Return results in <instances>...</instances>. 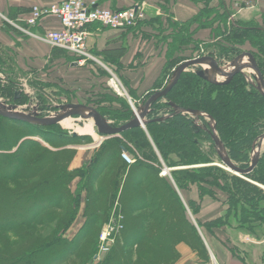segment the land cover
I'll use <instances>...</instances> for the list:
<instances>
[{"label":"rangeland","instance_id":"rangeland-1","mask_svg":"<svg viewBox=\"0 0 264 264\" xmlns=\"http://www.w3.org/2000/svg\"><path fill=\"white\" fill-rule=\"evenodd\" d=\"M58 1L62 0H0V57L4 59V63L0 65V100L4 101L7 105H15L17 111L36 113L39 116H53L61 112L62 105L77 103L98 110L108 121L118 126L134 118L137 112L143 108L146 100L155 91L166 87L176 74L179 65L187 59L197 56H212L216 58L218 66L228 71L232 68L230 63L233 59L242 53L248 52L253 55L264 75V52L259 45L255 44L259 38H253L250 35L251 31H253L252 34L264 31V14H261L258 19L251 18V12L239 15L234 10L239 11V6L235 8L234 4L231 5L229 3L227 8H224L222 5L221 11L214 8L212 10L206 9L207 20L203 19V21H197L191 26H187V21L181 22L175 20L171 11V0H115L116 3L113 0H99L101 6L113 8L128 7L137 3L142 4L143 17L138 19L135 25L129 29L124 31L117 30L119 35L116 39L120 40L118 41V43L120 42L118 46L105 45L101 47L96 38H90L91 33H93L91 29L94 27L93 30L96 33L99 31H110L111 28H107L99 23L91 24L93 26L88 27L86 39V48L90 56L85 58L84 62L80 64L72 52L52 46L41 39L46 32L53 29L51 27L55 26L56 21L53 16L44 17L36 27L28 26L25 21L33 6L48 7L50 4ZM85 1L90 2L92 0ZM198 1H194V3H198ZM205 8L211 7L207 6ZM218 13L221 14V23L217 22L213 25L214 21L212 18L218 19ZM24 30H28L29 32L27 33ZM30 33H34L36 36ZM31 37L36 38L35 44L33 40H29ZM108 38H112V36ZM28 41L30 44L25 45L29 47L23 49V43ZM248 62L249 58L247 56L239 60V63L244 66ZM247 68L250 70L251 66ZM191 75L193 76L192 78L190 77ZM237 75V82L244 84L246 88L253 86L255 90L262 94L258 88L259 82L252 73L244 72ZM194 77L196 79L195 82H198L197 80L199 79L206 84H222L226 80V77L215 70L208 61L191 65L181 74L178 82L181 78H189L192 81ZM187 87H189L187 84H181V88L186 89ZM176 88L174 93L183 90L179 86ZM16 92H19L17 98H15ZM123 104H126L127 109L131 111L132 118L125 122H116L110 116L113 115L114 111H123ZM172 104L177 105L167 94L157 97L152 102L145 119L162 117L172 113ZM155 106L160 108L153 111L155 109L153 107ZM197 111L199 113L184 112L182 114L189 116L196 126L205 131V134H198L195 140L203 152L210 156L212 165L218 168L209 170V172L199 173L198 177H193L198 179V184L202 182L203 185L201 186H204L210 193L214 191L219 193L216 199L206 196L205 202L202 201L204 197L202 200L198 197L199 192L196 187L190 190H179L176 188L173 178L169 173L170 170L176 167H189V170H196L204 164L168 166L153 144L152 149L155 152V156L151 158L145 157L137 149V145L130 139L128 134H122L121 132L116 135L104 136L98 133L91 117L83 118L74 115L69 118L73 121L75 127H83L86 123H92L93 133L78 132L75 127H66L61 123L54 124L52 125L53 127L32 124L37 126L39 130L37 128L11 125L22 134L19 142L29 138L44 148L60 151L63 155V161L68 159L71 154L70 152L76 153L80 150L86 152L88 158L90 154L99 149L102 142H107L113 137L117 138L114 142H117L121 146L120 150L117 149V158L119 160L122 151H126L134 159V163L139 162L142 165H152L160 167L161 172L166 171L165 174L161 173V175H166L167 180L172 184L171 186L178 196H180L185 212L205 244L207 251V256H205L197 248L196 244L179 243L185 245L187 247L186 250H188L187 254L182 258L181 252L178 251V255L175 256L170 244L167 245L166 242L164 243L166 246L163 244L162 248L157 247L155 244L146 245L145 243H141L140 248L146 247V249H151L150 251L152 252L149 256H142V258L137 256L134 250L135 246L132 248V253L129 247H124L120 249L129 256L128 260H124L121 258L120 249L118 248L124 244V237L126 234L130 235V233L135 232L138 235L141 232L138 224L130 227L129 231L126 229V225L124 227V218L126 219L124 216L131 212L129 209H125L124 214L116 211V217L121 215L119 220H121L123 227L113 233V241L110 243L109 250L107 252H100L99 247L101 243L99 241V234L113 215V208L119 203L117 196L108 218L105 219L103 216V206L97 203L99 201L103 202L105 199L104 196L97 193L100 185L99 182H101V186L111 183V173L117 171V168H114L116 163V160H114L112 168L111 166H105L106 168L102 170L100 179L96 184L94 183L93 192L89 195L92 196L96 192L95 201H93L94 205L90 211L91 213L97 212L94 217L98 222V229L95 231L90 230V232L89 230L81 229L85 220L80 213L84 204V194L82 193L79 214L65 234L67 240L75 243L78 249L69 256L68 254L61 256L60 260L62 261L57 260L53 264H112L113 261L118 262L117 264H177L181 258L182 264H264V198L256 202L258 204L254 203V206L240 200V205H243L242 207L248 212L246 216L240 217L234 210L226 213L227 193L216 189L218 186L215 185H228L233 188L231 194L234 197L238 196L240 199H243V197L247 198L248 191H251L250 186L253 184V186L259 188V192H254L253 190L251 193L256 199H260V194L264 193V182L253 179L249 175L250 172L248 175H239L226 167L222 161L221 154L228 157L229 155L219 135L214 118L204 110ZM139 127L146 135V125ZM53 134L59 135L53 136ZM212 134L216 136L217 142L212 138ZM60 135L63 137H61V141L57 140L56 144L55 142L52 143L55 141L54 138ZM5 137L12 139L15 137V132L5 134ZM45 138L48 139L45 140ZM49 139L52 142L48 141ZM257 146L258 137L249 150L247 166L256 155ZM263 153L264 145L261 155ZM84 162L78 166L83 165ZM231 162L239 166L232 159ZM69 168L71 169V164ZM220 170L223 171V174ZM77 181L78 177L70 182L71 191H74ZM246 181L251 185L244 184ZM22 184L26 185L27 183L22 182L19 186ZM127 192L126 195L129 198L125 200V203L130 207L139 208L140 205H145L144 196H141V199H138V201H132L133 195L131 196V189L128 188ZM187 200H192L199 204L197 210L201 214L202 219L207 220V223L216 222L221 219L222 226L214 228L213 233L206 230V224H204V227L199 226L197 217L198 219L201 217L199 214L195 215L193 213L196 210V203H192V208H189ZM133 204L134 206H132ZM67 207V203L63 201L59 209L52 208V210L56 217H60L66 214ZM139 209L131 214L133 216H145L147 214L145 209L142 212V208ZM226 214L228 215L225 216ZM248 214L257 215L252 219L253 217H248ZM101 221L103 222L100 223ZM142 225H147L151 229H159L160 227L155 220L152 221L149 218ZM50 227L51 229L47 230V227L38 229V227L31 226L22 229V232L31 233L35 238L42 239L54 228L51 225ZM87 232L90 234L83 236ZM93 233L94 235H92ZM157 233L159 236L162 235L160 231ZM5 236L1 234L0 237L5 238ZM175 239L177 238L173 240ZM158 241L163 242L164 239L159 237ZM18 244L19 241H16V245ZM227 246L234 248L236 256L232 255ZM61 247L59 246L47 253L45 261L42 263L47 264L48 258L58 254V250ZM94 250L96 253L93 256ZM64 256L68 259L63 260ZM109 256H113V259H110ZM152 257L153 259H151ZM34 263L37 264L36 261Z\"/></svg>","mask_w":264,"mask_h":264},{"label":"trees","instance_id":"trees-1","mask_svg":"<svg viewBox=\"0 0 264 264\" xmlns=\"http://www.w3.org/2000/svg\"><path fill=\"white\" fill-rule=\"evenodd\" d=\"M198 2H202L204 5L195 16L186 20L187 26H191L197 21H203V19L207 20L206 9L211 8H205L208 6L207 0H199ZM128 7L110 8L124 9ZM217 15L219 16L218 19L212 18V20L214 23H221V14L218 13ZM129 28L118 30L124 31ZM252 32H250V35L253 38H259L255 44L259 45L264 52V31L256 32V34L255 32L252 34ZM74 57L76 56L74 55ZM3 63L4 59L0 57V65ZM190 77L192 78L193 76L191 75ZM237 77L238 75L234 76L229 82L222 84H206L199 79L197 80L198 82H195V77L192 81L189 78H181L170 89L167 96L171 97L177 105L183 108L204 110L209 113L216 122L217 130L227 148L229 157L241 168H246L249 150L256 138L264 132V95L255 90L253 86L246 88L244 84L236 81ZM182 83L187 84L189 87L186 89L181 88ZM178 86L183 90L174 93ZM123 107V111H114L113 115L110 116L116 122H125L132 118V113L127 109V105L123 104ZM153 108H155L153 109L154 111L160 107L155 106ZM11 125L37 128L39 130L37 126L25 121L10 119L0 115V236L1 234L7 235L5 238L0 237V264H35V261L37 264H41L45 261L46 254L59 246L62 247L58 248V254L48 258L47 264H53L65 254L69 256L75 253L78 247H76L75 243L68 241L65 234L79 214L81 194H84V204L80 213L85 219L81 229L89 230V232L90 230L95 231L98 229V222L94 217L97 212L91 213L90 209L94 205L93 201H95L96 192L92 196L89 195L93 192L94 183L96 184L100 179L102 170L108 166L112 168L114 160H116V163L113 166L117 168V171L111 173L110 185L107 183L105 186H101V182H99L97 194L104 196L105 200L97 203L103 206V216L106 219L118 196L119 204L113 208V216L116 217V211L124 214V210L129 209L131 212L124 216L126 217V219L124 218V227L126 225V229L129 231L130 227L138 224L139 230H141L138 235L135 232L130 233V235L125 233L126 236L124 237L123 235L124 244L118 248L129 247L132 253V248L135 246L136 255L142 258V256H149L152 251L149 248L146 249V247L140 248L141 243L146 245L155 244L157 247L162 248L166 242L167 245L170 244L174 255L177 256V246L179 243L184 242L186 244H196L197 248L207 256L205 244L185 212L180 196L175 192L166 175H161L160 167L142 165L139 162L127 164L121 155L119 160L117 158V149L120 150L121 146L114 142L117 138L113 137L107 142H102L99 149L90 154L83 165L70 169V164L76 155L75 152H70L68 159L63 161V155L60 151L44 148L29 138L19 142L22 134ZM48 127L53 126L48 125ZM146 131L147 134L145 135L143 130L137 126L123 131L122 134H128L130 139L137 145V149L145 157L151 158L155 156V152L152 149L154 145L168 166L204 164L196 170H189V167H176L170 170L169 173L173 178L174 186L179 190H190L196 187L200 200L206 196L217 198L219 193L216 191L210 193L204 186H201L203 185L202 182L198 184V179L193 178L198 177L199 173L218 169L212 165L210 156L203 152L195 140L198 134H205V131L196 126L189 116L182 113L171 114L162 121L148 122ZM14 132L15 137L12 139L5 137V134ZM54 135L58 136L59 134ZM61 137L60 135L54 138L55 141L53 142L50 139L48 141L56 144L57 140L61 141L60 139L63 138ZM47 139L45 138V140ZM126 168L127 171L125 172ZM221 173L223 174V171ZM250 173L249 175L256 181L264 182V153L259 157L258 162ZM77 177L76 187L74 191H71L70 182ZM22 182L27 184L19 186ZM244 184L250 183L246 181ZM215 185L218 186V188L215 187L216 189L227 193L226 213L234 210L240 217L246 216L248 213L242 207L243 205H240V200L254 206V203L258 204L256 202L264 198V193L260 194V199H256L253 196L251 193L253 190L254 192H259V188L253 186V184L250 186L251 191H248L247 198L243 197V199L238 196L234 197L231 194L233 188L228 185ZM128 188L132 191V201L140 200L141 196L145 197V205H140L139 207L142 208L141 212L143 209L146 210L147 214L145 216H133L131 214L139 208L130 207L125 203V200L129 198L126 195ZM63 201L68 205V209L65 211L66 214L56 217L52 208L59 209ZM186 202L189 208H192V203H196V210L193 213L198 215L197 207L199 204L192 200H187ZM256 215L251 214L248 217H253L252 219H254ZM148 218L152 221L155 220L160 226L159 229H151L147 225L143 226L142 223H145ZM197 222L202 227L206 224V230L210 233H213L214 228L222 226L221 219L207 223V220H200L197 217ZM50 225L54 226V228L42 239L35 238L31 233L22 232V229L31 226L38 227V229L47 227V230H49L51 229ZM158 231L162 235L159 236ZM89 232L83 234V236H88ZM159 237L164 239V241H158ZM174 238L177 239L173 240ZM9 240L11 241L9 242ZM16 241H19L18 245H16ZM227 248L233 256H236L234 248H229L228 246ZM121 249L119 251L121 258L128 260V254ZM95 253L96 251L94 250L92 255L94 256ZM112 257L109 256L110 259H113ZM66 259L68 258L64 256L63 260ZM117 263L112 262V264Z\"/></svg>","mask_w":264,"mask_h":264},{"label":"built area","instance_id":"built-area-1","mask_svg":"<svg viewBox=\"0 0 264 264\" xmlns=\"http://www.w3.org/2000/svg\"><path fill=\"white\" fill-rule=\"evenodd\" d=\"M259 0H234L235 6L251 7ZM53 16L59 27L49 30L42 40H45L52 46L60 47L72 52L77 62L82 64L84 59L89 57L86 48V39L88 36V27L91 24L99 23L111 29H125L135 25L138 19L143 17L142 4H134L124 9H112L99 5L95 1L86 2L85 0H62L50 4L48 7L33 6L26 16L25 21L28 26H35L46 16ZM29 32L28 30H24ZM36 36L34 33H30ZM122 159L131 164L134 159L126 152L122 151ZM165 174V172H161ZM120 216L113 215L105 224L99 234V251L107 252L110 243L113 241L112 235L115 231L121 229Z\"/></svg>","mask_w":264,"mask_h":264},{"label":"water","instance_id":"water-1","mask_svg":"<svg viewBox=\"0 0 264 264\" xmlns=\"http://www.w3.org/2000/svg\"><path fill=\"white\" fill-rule=\"evenodd\" d=\"M247 56L249 58V62L244 66L243 64L239 63V60ZM209 62L211 66L217 70L221 75L226 77V80L223 81V83L229 82L234 76H236L239 73L249 72L252 73V75L256 78V80L259 82L258 88L260 89L261 93L264 95V75L256 62L255 58L251 53H242L239 56H237L235 59L231 61V70H224L220 66L217 65L216 58L212 56H197L195 58H190L185 61H183L170 83L160 89L155 91L144 103L143 108L140 109L139 112H137L136 116L129 120L128 122L121 124V125H113L110 121H108L98 110L86 106L83 104H75V103H68L61 106V112L57 113L53 116H39L36 113H26V112H20L16 110L15 105H7L4 101L0 100V115L6 118L15 119V120H21L25 121L27 123L41 125V126H48V125H54L60 123L61 120L68 118L70 116L78 115L83 118H89L91 117L93 119V123L97 128L98 133L104 136H111L119 134L129 128L137 127V126H144L148 122L151 121H161L167 118L169 115L174 113H184V112H198L197 110H192L188 108H182L175 104L173 105V112L170 114H166L162 117L157 118H149L145 119V116L147 115L149 108L152 104V102L159 96L167 94L170 89L178 82L181 74L186 71L191 65L201 63V62ZM251 66V69L249 70L247 67ZM217 83V82H216ZM19 95V92H16L15 98H17ZM199 113V112H198ZM212 138L217 142V138L214 134H212ZM219 142V141H218ZM264 145V132L258 136V146H257V153L252 158L251 162L246 168H241L234 163L231 162V159L228 156L222 155V161L226 165V167L233 171L235 174H247L253 170L255 167L261 152L262 147ZM166 172V171H165Z\"/></svg>","mask_w":264,"mask_h":264},{"label":"crops","instance_id":"crops-1","mask_svg":"<svg viewBox=\"0 0 264 264\" xmlns=\"http://www.w3.org/2000/svg\"><path fill=\"white\" fill-rule=\"evenodd\" d=\"M92 1H95L96 3H100L99 0H92ZM113 1H114V3H116L115 0H113ZM9 2H11V1H9ZM12 2H14V1H12ZM207 2H208V6L211 7V9L214 8L215 10H219V11H221L222 5L224 6V8H227L228 7L227 5L229 3H231V5L234 4V7L237 8L235 6L234 0H207ZM203 5H204V3H202V2L194 3V1H190V0H171V11L173 13L175 20L186 21V20L192 18L193 16H195L198 13L199 9L201 7H203ZM234 10H235V13H238L239 15H242L244 13L246 14L247 12H251L252 13L251 18L258 19L261 14H264V0H259L258 2L253 4L251 7H246L244 5H241V7H239V11L236 9H234ZM55 21H56L55 26L51 27L53 29L59 27L56 19H55ZM213 25H215V23ZM93 28L91 29V31L93 33H91L90 38H92V39L96 38L99 45H101V47H104L105 45H107V46L108 45L109 46L120 45L119 44L120 42L118 43V41H120V40L116 39L117 36L119 35V33L117 32L118 29H111L110 31H105V32L99 31V32L95 33ZM91 31H89V32H91ZM118 31H120V30H118ZM92 34H95V35H92ZM110 36H112V38H108ZM105 37L108 39H106ZM29 40L30 41L33 40V43H34L36 41V38L31 37ZM25 44H30V43H29V41L23 43V47H24L23 49H26L25 47H29ZM86 158H87L86 152H83V150L77 151L76 155H75V157L71 163V168L76 167L79 164L83 163ZM202 201L205 202L206 197H204V199ZM199 216L201 217L200 220H203L201 214H199ZM186 248L187 247L183 244H179L177 246L178 251H180L182 254V258H184L185 254H187V252H188V250H186ZM182 258H181V260H179V263H177V264H182L181 263Z\"/></svg>","mask_w":264,"mask_h":264},{"label":"bare ground","instance_id":"bare-ground-1","mask_svg":"<svg viewBox=\"0 0 264 264\" xmlns=\"http://www.w3.org/2000/svg\"><path fill=\"white\" fill-rule=\"evenodd\" d=\"M60 123L66 127H75L73 121L68 117L60 121ZM78 132H92V123H86L83 127L76 126L75 127Z\"/></svg>","mask_w":264,"mask_h":264}]
</instances>
